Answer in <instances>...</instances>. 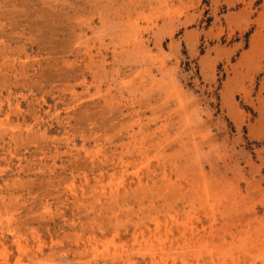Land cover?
<instances>
[{
	"label": "rangeland",
	"instance_id": "1",
	"mask_svg": "<svg viewBox=\"0 0 264 264\" xmlns=\"http://www.w3.org/2000/svg\"><path fill=\"white\" fill-rule=\"evenodd\" d=\"M0 264H264V0H0Z\"/></svg>",
	"mask_w": 264,
	"mask_h": 264
}]
</instances>
